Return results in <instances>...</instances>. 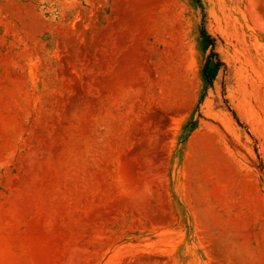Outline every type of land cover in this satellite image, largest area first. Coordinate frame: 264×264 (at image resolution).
I'll return each mask as SVG.
<instances>
[{"label":"rangeland","instance_id":"1","mask_svg":"<svg viewBox=\"0 0 264 264\" xmlns=\"http://www.w3.org/2000/svg\"><path fill=\"white\" fill-rule=\"evenodd\" d=\"M0 264H264V0H0Z\"/></svg>","mask_w":264,"mask_h":264},{"label":"trees","instance_id":"2","mask_svg":"<svg viewBox=\"0 0 264 264\" xmlns=\"http://www.w3.org/2000/svg\"><path fill=\"white\" fill-rule=\"evenodd\" d=\"M216 55H218L217 53H215ZM210 79H208V81H209Z\"/></svg>","mask_w":264,"mask_h":264}]
</instances>
